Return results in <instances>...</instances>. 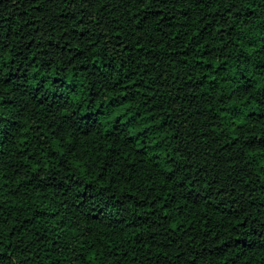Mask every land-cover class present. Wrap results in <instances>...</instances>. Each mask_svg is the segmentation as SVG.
<instances>
[{
  "label": "trees",
  "instance_id": "trees-1",
  "mask_svg": "<svg viewBox=\"0 0 264 264\" xmlns=\"http://www.w3.org/2000/svg\"><path fill=\"white\" fill-rule=\"evenodd\" d=\"M0 264H264V0H0Z\"/></svg>",
  "mask_w": 264,
  "mask_h": 264
},
{
  "label": "rangeland",
  "instance_id": "rangeland-1",
  "mask_svg": "<svg viewBox=\"0 0 264 264\" xmlns=\"http://www.w3.org/2000/svg\"><path fill=\"white\" fill-rule=\"evenodd\" d=\"M123 112V109L120 106L112 108V110L108 113V118L112 119L115 116L121 114Z\"/></svg>",
  "mask_w": 264,
  "mask_h": 264
}]
</instances>
